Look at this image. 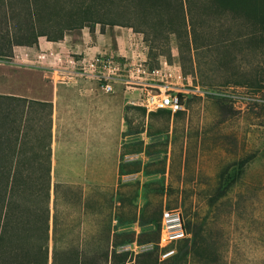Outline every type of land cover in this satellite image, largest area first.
Listing matches in <instances>:
<instances>
[{
    "label": "rangeland",
    "instance_id": "374dc122",
    "mask_svg": "<svg viewBox=\"0 0 264 264\" xmlns=\"http://www.w3.org/2000/svg\"><path fill=\"white\" fill-rule=\"evenodd\" d=\"M195 1L193 16L196 24L209 27L206 33L198 36L199 41L210 33L214 40H223L251 32V23L247 24L222 9L208 20L202 0ZM110 4L116 9L111 20L137 26L130 13V3L120 0ZM99 24L102 41L112 43L116 34L114 29L103 26L102 22ZM66 33H71L73 41L81 39L80 30ZM90 33L92 44H96L94 30ZM141 38L147 56L148 48L142 34ZM186 40L180 41L169 30L167 44L154 49L153 56L157 54L160 60L180 67L183 76L188 72L184 76L189 78L184 81L185 88L199 89L196 94L186 96L190 100L187 103L188 128L185 127L188 142H182L181 128L175 134L172 132V119L167 120L162 115L148 117L141 107L129 104L128 100L137 101V93L129 94L130 98L125 99L126 106H129L125 112V132L121 140L108 145L102 160L96 155L100 149L97 146L93 147V160L87 166L76 155L82 152V147L59 148L57 164L51 173L50 201H53L55 182H77L85 189L92 185L117 186L136 181L142 184L161 180L162 175L158 172L165 168L164 185L170 189L160 197L151 194L149 200L160 199L163 207L170 205L181 210L189 234L188 244L193 242L197 247L192 257L191 244L188 245L187 264H264V80L257 89L231 83L242 73L256 78L259 73H264V51L244 43L235 44L230 53L221 47L212 53H202L199 62L197 54L201 51L193 48L190 37L187 47ZM209 60H214L212 65L208 64ZM229 60L231 63L226 65ZM21 71L19 67L0 61V93L22 92L21 86L16 81L13 83L22 76ZM46 81L50 82L49 78ZM29 125L40 134L46 133L44 117L41 121L32 118ZM122 143L129 144L131 150H142L124 156L123 162H139L142 168L146 166V173L128 174L118 182L115 170L121 161L119 150ZM182 162L187 168L184 178L179 177ZM24 164L30 165L28 162ZM121 191L125 192V199L131 198L129 189ZM93 197L101 203L107 200L106 195ZM142 203L140 195L134 204L139 207ZM124 214H129V208ZM119 229L140 233L137 222ZM180 245L175 244L170 256L175 255ZM117 251L127 252L128 259H132L130 263L134 264L136 255L153 252L154 246L134 242L118 247ZM162 260L159 254V261Z\"/></svg>",
    "mask_w": 264,
    "mask_h": 264
},
{
    "label": "trees",
    "instance_id": "16d2710c",
    "mask_svg": "<svg viewBox=\"0 0 264 264\" xmlns=\"http://www.w3.org/2000/svg\"><path fill=\"white\" fill-rule=\"evenodd\" d=\"M116 1L120 0H0V61L13 57L14 46L36 45L38 37L58 41L66 32L83 28L93 32L100 22L103 26L132 28L141 33L152 67L160 60L157 54L153 56V50L167 44L169 30L180 41L187 39V47L190 37L193 48L201 51L197 54L198 61L202 53H212L220 47L230 53L235 44L241 43L264 51V0H202L208 20L222 9L251 23L252 30L223 40H214L210 33L201 41L198 36L209 27L196 24L195 0H124L132 5L130 13L137 26L111 20L116 9L110 3ZM213 61L209 60L208 64L212 65ZM187 74L184 72V76ZM263 80L264 73H259L258 78L242 73L231 83L257 89ZM189 101L182 99L184 109L176 113L160 110L148 117L162 115L172 119V132L175 134L181 128L185 142L189 137L185 128L189 122ZM25 103L22 98L0 95V264H131L128 253L118 252L117 248L134 242L154 246L153 252L136 255L134 264L188 263V245L191 244L192 257L197 250L195 243L188 244V238L176 242L181 245L174 256L159 261L161 212L163 208H176L163 207L160 199L150 201L149 196L160 197L170 189L164 185L165 168L158 172L161 180L142 184L136 181L85 189L77 184L55 182L51 202L50 130L47 128L45 134H40L31 128V119L24 116ZM129 148V144L122 146L118 182L128 174L146 173V166L142 168L139 162H123L124 156L142 152ZM25 162L30 165L26 166ZM179 170V177L184 178L185 162ZM180 183H184L182 179ZM121 189H129V200ZM97 195H106V202H98L93 197ZM140 195L143 203L138 207L134 202ZM127 208L129 214L125 216ZM135 222L140 226L139 234L119 229Z\"/></svg>",
    "mask_w": 264,
    "mask_h": 264
},
{
    "label": "crops",
    "instance_id": "0c3cea01",
    "mask_svg": "<svg viewBox=\"0 0 264 264\" xmlns=\"http://www.w3.org/2000/svg\"><path fill=\"white\" fill-rule=\"evenodd\" d=\"M111 28L116 34L110 44L103 42L101 39L103 35L94 30L96 35L94 50L130 55L127 29L121 26ZM80 32L79 41H73L71 33H66L58 41L38 37L36 45L14 46L13 57L6 61L10 66L23 70L22 76H18L13 82L16 81V84L21 86L22 92H6L0 95L26 100L24 116L40 121L45 118L47 128L50 130L51 173L57 164L59 148L82 147V152L76 155L82 159L84 166H87L93 160L94 146L100 148L96 155L102 160L103 155L107 153L108 145L118 139L121 140L126 129L125 112L129 106H126L125 99L130 97L122 89H118L113 95H106L99 90L96 82L90 80L74 79L66 83H52L46 81L48 76L46 71L25 66V61L32 59L39 50L67 48L82 51L91 47L93 39L90 31L83 28ZM123 145L122 143L120 146L119 158ZM103 147L106 150H103Z\"/></svg>",
    "mask_w": 264,
    "mask_h": 264
},
{
    "label": "built area",
    "instance_id": "2783aa9c",
    "mask_svg": "<svg viewBox=\"0 0 264 264\" xmlns=\"http://www.w3.org/2000/svg\"><path fill=\"white\" fill-rule=\"evenodd\" d=\"M100 24L94 26L98 33ZM129 33L130 55L114 51L94 50L95 44L86 50L48 49L39 50L25 66L39 68L47 72L52 83H66L74 79H85L97 83L99 90L106 95L122 89L126 94L137 93V101L129 104L141 107L146 115L160 110L176 113L184 109L182 99L199 92L197 87L185 88L180 67L159 60L152 67L146 56L141 34L132 28ZM89 30V29H88ZM189 238L183 214L180 209L163 208L159 221L157 246L160 258L166 259L174 253L168 247L180 240Z\"/></svg>",
    "mask_w": 264,
    "mask_h": 264
}]
</instances>
